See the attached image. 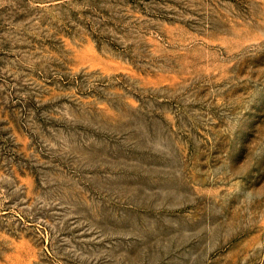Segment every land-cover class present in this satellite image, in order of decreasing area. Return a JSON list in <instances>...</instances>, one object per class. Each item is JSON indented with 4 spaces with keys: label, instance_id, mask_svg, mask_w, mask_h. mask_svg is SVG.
Returning a JSON list of instances; mask_svg holds the SVG:
<instances>
[{
    "label": "rangeland",
    "instance_id": "1",
    "mask_svg": "<svg viewBox=\"0 0 264 264\" xmlns=\"http://www.w3.org/2000/svg\"><path fill=\"white\" fill-rule=\"evenodd\" d=\"M0 264H264V0H0Z\"/></svg>",
    "mask_w": 264,
    "mask_h": 264
}]
</instances>
